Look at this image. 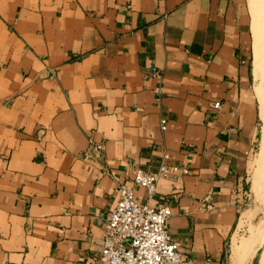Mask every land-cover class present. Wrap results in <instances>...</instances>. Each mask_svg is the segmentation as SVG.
Returning <instances> with one entry per match:
<instances>
[{
    "label": "crops",
    "instance_id": "1",
    "mask_svg": "<svg viewBox=\"0 0 264 264\" xmlns=\"http://www.w3.org/2000/svg\"><path fill=\"white\" fill-rule=\"evenodd\" d=\"M252 22L250 0H0V264H94L116 185L163 162L190 170L153 200L184 252L264 264Z\"/></svg>",
    "mask_w": 264,
    "mask_h": 264
},
{
    "label": "built area",
    "instance_id": "2",
    "mask_svg": "<svg viewBox=\"0 0 264 264\" xmlns=\"http://www.w3.org/2000/svg\"><path fill=\"white\" fill-rule=\"evenodd\" d=\"M147 73L158 77L159 70L150 64ZM155 91L160 100L161 87H156ZM220 105L217 102L214 106L219 108ZM167 124L168 120L163 117L162 130L167 129ZM88 142L91 151L85 157H100L105 148L103 142L97 141L94 135L89 136ZM164 158H168V154ZM181 170L185 174L190 172L189 168L168 166L165 162L156 170L136 168L132 182L125 181L116 185L118 201L108 215L100 252L93 259L94 264H210L209 259L200 263L184 252L169 229L171 208L153 202L159 180ZM133 184L146 190L145 201L138 198Z\"/></svg>",
    "mask_w": 264,
    "mask_h": 264
},
{
    "label": "bare ground",
    "instance_id": "3",
    "mask_svg": "<svg viewBox=\"0 0 264 264\" xmlns=\"http://www.w3.org/2000/svg\"><path fill=\"white\" fill-rule=\"evenodd\" d=\"M250 6L253 14V22H252L253 23L252 30L254 36L253 64H254V75L257 81L256 92L258 94V97L260 98L261 117L264 124V0H250ZM261 159L262 162H264V143L262 147ZM263 183H264V172L261 174L257 184L261 188Z\"/></svg>",
    "mask_w": 264,
    "mask_h": 264
},
{
    "label": "rangeland",
    "instance_id": "4",
    "mask_svg": "<svg viewBox=\"0 0 264 264\" xmlns=\"http://www.w3.org/2000/svg\"><path fill=\"white\" fill-rule=\"evenodd\" d=\"M252 11V10H251ZM253 15V14H252ZM257 84V83H256Z\"/></svg>",
    "mask_w": 264,
    "mask_h": 264
}]
</instances>
